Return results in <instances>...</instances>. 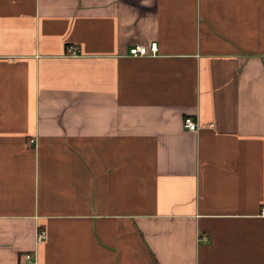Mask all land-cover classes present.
Here are the masks:
<instances>
[{
    "label": "crops",
    "instance_id": "1",
    "mask_svg": "<svg viewBox=\"0 0 264 264\" xmlns=\"http://www.w3.org/2000/svg\"><path fill=\"white\" fill-rule=\"evenodd\" d=\"M263 209L264 0H0V264H264Z\"/></svg>",
    "mask_w": 264,
    "mask_h": 264
},
{
    "label": "built area",
    "instance_id": "2",
    "mask_svg": "<svg viewBox=\"0 0 264 264\" xmlns=\"http://www.w3.org/2000/svg\"><path fill=\"white\" fill-rule=\"evenodd\" d=\"M70 55L71 56H78V49L77 48H70ZM158 52V44L157 43H152L150 48H147L146 46H136L132 49H130V55L133 57H145L148 56L150 54L155 55ZM185 126L187 127V129L189 131L192 132H199L201 130V126L200 123L198 122V120L194 117H186L185 119ZM211 128H213V124L210 125ZM262 215H264V209L262 210ZM47 239V233L45 230H38L37 234H36V243L37 244H41L44 240ZM202 241L208 242V238L207 237H203ZM32 258H34V256L32 255H28L27 259L32 260Z\"/></svg>",
    "mask_w": 264,
    "mask_h": 264
},
{
    "label": "rangeland",
    "instance_id": "3",
    "mask_svg": "<svg viewBox=\"0 0 264 264\" xmlns=\"http://www.w3.org/2000/svg\"><path fill=\"white\" fill-rule=\"evenodd\" d=\"M28 262H30V260L27 259Z\"/></svg>",
    "mask_w": 264,
    "mask_h": 264
}]
</instances>
